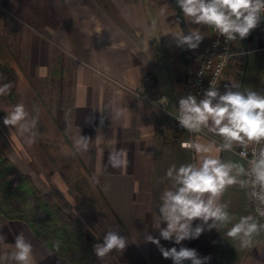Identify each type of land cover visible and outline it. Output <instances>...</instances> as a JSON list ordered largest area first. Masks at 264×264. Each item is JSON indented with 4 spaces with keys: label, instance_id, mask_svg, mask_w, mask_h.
I'll list each match as a JSON object with an SVG mask.
<instances>
[{
    "label": "crops",
    "instance_id": "1",
    "mask_svg": "<svg viewBox=\"0 0 264 264\" xmlns=\"http://www.w3.org/2000/svg\"><path fill=\"white\" fill-rule=\"evenodd\" d=\"M20 3L26 4V17L36 27L18 30L10 21L14 32L7 33L0 21V64L14 70L16 104L23 103L28 116L6 126L3 119L16 104H0L1 151L45 201L58 205L81 227L92 251L96 238L102 242L109 229L126 237L122 253L113 250L100 259L93 251L88 264H173L145 236L159 237L153 225L160 195L169 184L162 179L167 169L197 156L181 142L203 143L212 155L235 161L229 154L235 152L216 151L221 143L204 135L207 129L180 130L170 116L195 69L193 54L204 49L211 28L186 22L176 0ZM191 27H199L205 36L195 50L178 46L172 35ZM253 37L252 31L246 39ZM234 49L240 52L235 43ZM223 78L217 86L221 93L226 90L222 85H230ZM161 97L167 102L161 103ZM110 155L121 161L118 167ZM229 188L231 194L225 190L221 202L228 205L234 223L249 215L244 209L247 189ZM230 227L209 230L205 225L198 238L160 243L193 248L200 257H209L203 264H264V231L241 247L226 236ZM21 232L32 245V264H72L25 222L0 217L5 244L12 245Z\"/></svg>",
    "mask_w": 264,
    "mask_h": 264
},
{
    "label": "clouds",
    "instance_id": "2",
    "mask_svg": "<svg viewBox=\"0 0 264 264\" xmlns=\"http://www.w3.org/2000/svg\"><path fill=\"white\" fill-rule=\"evenodd\" d=\"M186 22L213 28L226 42L245 39L255 29L264 16V0H176ZM178 46L187 45L197 49L205 36L199 27H191L172 33ZM219 44V41L216 42ZM9 85L0 88L6 91ZM221 93L215 82L203 90L202 96L188 93L178 100V114L174 115L183 129L199 133L203 129L219 136L222 143L217 152H235L240 161H224L211 154V148L203 143L183 141L181 147L194 151L197 156L193 162L177 167L171 165L162 179L169 181L160 195L158 214L154 228L159 237L151 234L145 240L157 245L163 258L171 259L173 264H203L209 257H200L193 248L175 246L166 248L160 239L181 244L185 239L198 238L205 230H219L231 224L226 236L238 240L241 247H247L254 235L264 231V94L252 89L240 90L237 82L225 85ZM161 103L167 98L161 97ZM28 113L23 103L13 106L4 117L6 126L25 121ZM34 126V124H33ZM249 148L251 153L249 154ZM114 167L121 163L116 155H110ZM239 185L248 190L254 207L253 215H242L233 223L228 205L221 202L224 191ZM200 221L193 226L194 221ZM164 225V226H162ZM0 235V243L5 241ZM93 245L95 255L103 259L113 250L122 253L128 241L118 231L109 229L100 242ZM0 251V264H32V245L21 232L14 237L12 245L5 244Z\"/></svg>",
    "mask_w": 264,
    "mask_h": 264
},
{
    "label": "trees",
    "instance_id": "3",
    "mask_svg": "<svg viewBox=\"0 0 264 264\" xmlns=\"http://www.w3.org/2000/svg\"><path fill=\"white\" fill-rule=\"evenodd\" d=\"M16 74L8 64H0V104H16ZM0 217L25 222L34 235L56 255L72 264H88L93 251L83 240L81 227L65 219L58 205L47 202L26 175L9 162L0 149Z\"/></svg>",
    "mask_w": 264,
    "mask_h": 264
},
{
    "label": "rangeland",
    "instance_id": "4",
    "mask_svg": "<svg viewBox=\"0 0 264 264\" xmlns=\"http://www.w3.org/2000/svg\"><path fill=\"white\" fill-rule=\"evenodd\" d=\"M27 11L26 4L20 3V0H0V21L3 23L5 22V24L2 25L3 31L7 33L14 32V26L10 23V21L14 22L13 24H15V27L18 30H24L26 29V26L36 27L32 24L35 20L26 17ZM3 18H6L7 21ZM252 31L254 32L255 37L251 40L248 41L246 38L240 40L238 38L235 42L236 48L240 52L231 57L228 63L229 66L224 71L225 73L222 75L221 79L224 77L223 79L228 84L232 82L239 83L240 90L252 89L261 92L259 85L262 81H264V52L257 50L258 47H260V40L257 37L258 28L256 27L251 30V32ZM224 85H222L223 89H225ZM203 133L204 135H211L222 143V139L219 136L205 131ZM229 154L233 156L235 161H240L235 153ZM240 162L242 163V161ZM230 191L231 189L227 188L226 194L230 195ZM4 242L7 243L6 240ZM4 242L0 243V251H3L6 246Z\"/></svg>",
    "mask_w": 264,
    "mask_h": 264
},
{
    "label": "built area",
    "instance_id": "5",
    "mask_svg": "<svg viewBox=\"0 0 264 264\" xmlns=\"http://www.w3.org/2000/svg\"><path fill=\"white\" fill-rule=\"evenodd\" d=\"M257 28V34L261 41L259 50L264 52V16H262ZM217 41H219V44L216 43ZM235 41L226 42L223 36H218L215 30L211 28L210 39L204 49L193 54L195 69L192 76L184 84V88L179 98L187 95L188 93L202 96L203 90L209 87L210 82H215L216 86H218L231 57L236 54L234 49ZM259 88L261 93L264 94V81L260 83ZM178 100L176 109L174 112L170 113V116L174 120L176 127L181 130L183 128L179 126L178 121L174 116L178 114ZM239 151L240 149L237 147L235 153L237 154ZM250 153L251 148H249V154ZM244 163L246 165V162ZM244 209L249 215L254 214V207L248 194L246 196Z\"/></svg>",
    "mask_w": 264,
    "mask_h": 264
}]
</instances>
